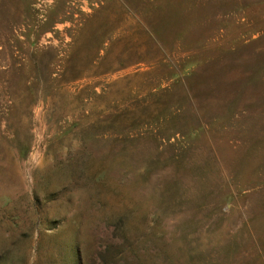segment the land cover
<instances>
[{"label": "rangeland", "instance_id": "374dc122", "mask_svg": "<svg viewBox=\"0 0 264 264\" xmlns=\"http://www.w3.org/2000/svg\"><path fill=\"white\" fill-rule=\"evenodd\" d=\"M0 264H264V0H0Z\"/></svg>", "mask_w": 264, "mask_h": 264}]
</instances>
